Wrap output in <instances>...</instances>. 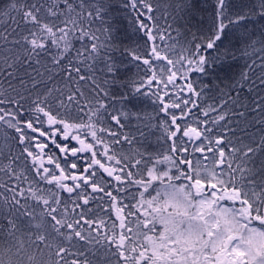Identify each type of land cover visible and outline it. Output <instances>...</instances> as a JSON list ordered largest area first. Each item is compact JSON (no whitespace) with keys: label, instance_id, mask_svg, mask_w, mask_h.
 <instances>
[{"label":"snow or ice","instance_id":"6c2138e0","mask_svg":"<svg viewBox=\"0 0 264 264\" xmlns=\"http://www.w3.org/2000/svg\"><path fill=\"white\" fill-rule=\"evenodd\" d=\"M203 11L0 0V264H264V0Z\"/></svg>","mask_w":264,"mask_h":264},{"label":"trees","instance_id":"16d2710c","mask_svg":"<svg viewBox=\"0 0 264 264\" xmlns=\"http://www.w3.org/2000/svg\"><path fill=\"white\" fill-rule=\"evenodd\" d=\"M191 3L193 5V12L198 13L194 14L191 17H189V23L188 28L191 29L192 32H197L198 30H206L208 27V12L203 11V8L205 7V0H191ZM207 3L210 4L211 0H207ZM121 28L125 29L127 28V21L122 20L121 21ZM129 35H131L129 33ZM174 35V33H173ZM130 43L131 41H126ZM232 43L235 44L236 40L233 37ZM228 44V41H225V45ZM223 50V49H222ZM242 64V62H241ZM241 65H232L231 67H228L227 63L224 66H221L220 64H217L215 66L214 70H210V74L207 77H203L201 74H192L190 76V79L199 85V82L203 80L205 83H208L210 88H212L213 85H218L219 88H224L225 90L230 85V78L232 77L234 72H238ZM136 72V68L134 66H129L127 69H125V76L131 75ZM183 81H181V84ZM219 88L210 91L207 96V103H212V97L217 94L219 91ZM138 108L144 109L146 111H151V104L149 101H140L137 104Z\"/></svg>","mask_w":264,"mask_h":264},{"label":"clouds","instance_id":"9594fccd","mask_svg":"<svg viewBox=\"0 0 264 264\" xmlns=\"http://www.w3.org/2000/svg\"><path fill=\"white\" fill-rule=\"evenodd\" d=\"M255 253L253 252L252 255H254Z\"/></svg>","mask_w":264,"mask_h":264}]
</instances>
